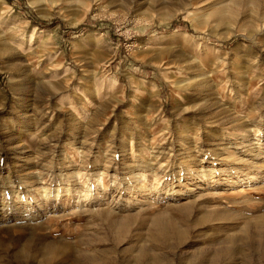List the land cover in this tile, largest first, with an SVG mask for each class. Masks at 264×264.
Instances as JSON below:
<instances>
[{
    "label": "rangeland",
    "instance_id": "obj_1",
    "mask_svg": "<svg viewBox=\"0 0 264 264\" xmlns=\"http://www.w3.org/2000/svg\"><path fill=\"white\" fill-rule=\"evenodd\" d=\"M263 253L264 0H0V264Z\"/></svg>",
    "mask_w": 264,
    "mask_h": 264
},
{
    "label": "bare ground",
    "instance_id": "obj_2",
    "mask_svg": "<svg viewBox=\"0 0 264 264\" xmlns=\"http://www.w3.org/2000/svg\"><path fill=\"white\" fill-rule=\"evenodd\" d=\"M189 84V83H188ZM39 191H40V193H43L45 196H48L49 194H50V190H48V189H45V188H43V187H41L40 189H38ZM175 193V192H174ZM57 194H58V192H57ZM170 196L171 195H169V197L168 198H170ZM177 196V195H176ZM247 240L249 241V248H253L254 246V240H253V238L252 237H247ZM262 258H263V260H264V253L262 254Z\"/></svg>",
    "mask_w": 264,
    "mask_h": 264
}]
</instances>
